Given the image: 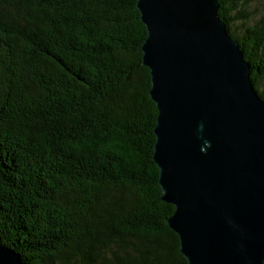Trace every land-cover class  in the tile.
Here are the masks:
<instances>
[{
    "label": "trees",
    "instance_id": "trees-1",
    "mask_svg": "<svg viewBox=\"0 0 264 264\" xmlns=\"http://www.w3.org/2000/svg\"><path fill=\"white\" fill-rule=\"evenodd\" d=\"M217 1L264 101V0ZM135 4L0 0V245L22 264H187Z\"/></svg>",
    "mask_w": 264,
    "mask_h": 264
},
{
    "label": "water",
    "instance_id": "water-1",
    "mask_svg": "<svg viewBox=\"0 0 264 264\" xmlns=\"http://www.w3.org/2000/svg\"><path fill=\"white\" fill-rule=\"evenodd\" d=\"M152 161L187 264H264V101L217 0H136ZM0 264H22L0 245Z\"/></svg>",
    "mask_w": 264,
    "mask_h": 264
},
{
    "label": "rangeland",
    "instance_id": "rangeland-1",
    "mask_svg": "<svg viewBox=\"0 0 264 264\" xmlns=\"http://www.w3.org/2000/svg\"><path fill=\"white\" fill-rule=\"evenodd\" d=\"M257 0H250V2H251V5H249V8L250 9H253L254 7V4H255V2H256ZM259 2L261 1H263V0H258ZM262 12L261 13H256L255 14V17L254 18H259L260 16L259 15H263L264 14V11L263 10H261ZM254 21V20H253ZM234 30H235V32L236 31H238V29H239V26L238 25H234L233 27H232ZM260 88L262 89V91H264V82L260 85Z\"/></svg>",
    "mask_w": 264,
    "mask_h": 264
}]
</instances>
